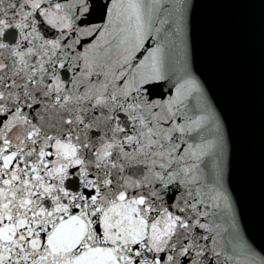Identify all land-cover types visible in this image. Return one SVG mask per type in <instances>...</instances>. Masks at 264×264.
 Listing matches in <instances>:
<instances>
[{"label":"snow or ice","instance_id":"snow-or-ice-1","mask_svg":"<svg viewBox=\"0 0 264 264\" xmlns=\"http://www.w3.org/2000/svg\"><path fill=\"white\" fill-rule=\"evenodd\" d=\"M194 7L0 0V264H264Z\"/></svg>","mask_w":264,"mask_h":264},{"label":"water","instance_id":"water-1","mask_svg":"<svg viewBox=\"0 0 264 264\" xmlns=\"http://www.w3.org/2000/svg\"><path fill=\"white\" fill-rule=\"evenodd\" d=\"M230 145V184L242 223L254 244L264 249V158L223 118Z\"/></svg>","mask_w":264,"mask_h":264}]
</instances>
